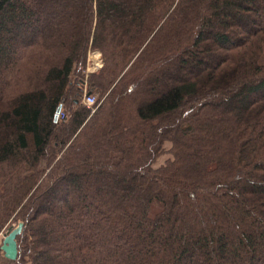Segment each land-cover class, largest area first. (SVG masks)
<instances>
[{
    "label": "trees",
    "instance_id": "obj_1",
    "mask_svg": "<svg viewBox=\"0 0 264 264\" xmlns=\"http://www.w3.org/2000/svg\"><path fill=\"white\" fill-rule=\"evenodd\" d=\"M54 2L0 0V232L28 220L15 264H100L92 240L47 246L43 203L56 196L60 216L94 211L99 230L115 228L127 253L105 264H264V0ZM54 4L63 19L46 24ZM26 30L6 62L15 48L2 42ZM90 47L105 64L90 77L103 96L92 116L72 89ZM61 105L72 119L55 121ZM166 142L173 159L154 169ZM104 178L139 195L124 219Z\"/></svg>",
    "mask_w": 264,
    "mask_h": 264
},
{
    "label": "rangeland",
    "instance_id": "obj_2",
    "mask_svg": "<svg viewBox=\"0 0 264 264\" xmlns=\"http://www.w3.org/2000/svg\"><path fill=\"white\" fill-rule=\"evenodd\" d=\"M54 3H58L54 2ZM58 4H54V7H50L48 8V10L46 11L45 15L47 14V17L45 19V23L46 24H54V23H60L62 21V8L60 9V6H56ZM32 31V30H31ZM30 33L28 30L24 31H20V32H14L12 35V39L8 40V42L3 41L2 42V46L7 47V44L10 43L11 45L14 46L15 50L14 52L11 53V58L7 57L6 59H4L6 62L10 59L15 60L16 57H18L21 52V48H22V44L23 42H25L27 39H29ZM13 48V49H14ZM208 58H206V60H208V62H213L216 60V56L213 54L212 56H207ZM3 59L1 60L4 61ZM9 60V62H10ZM101 61V62H100ZM13 62V61H12ZM104 57L103 54L100 50L98 49H93L92 47H90V50L88 51L87 54V58L84 64L79 65L73 75L72 81H73V85H72V89H74L76 92H74V94L76 93V96L78 97V100L80 101V104L89 109V107L85 104V95L86 93H92L97 101L99 102L103 100V96L101 94V92L98 91H94L91 89L90 86V77L91 75L97 74L98 72H100V70H102L104 68ZM194 67H196V64L193 60L190 61V64L188 66H186L184 68V73L180 72L178 69H172L170 75H168L167 79H164L165 82H170L171 80H176L177 78H179L180 76H183L185 74H189L190 72H192L194 70ZM177 68V67H176ZM74 94H72L70 97H74ZM98 104V103H97ZM63 110L65 111V113L68 115L69 119H72V111L71 108L69 106L63 105ZM90 110V109H89ZM91 111V110H90ZM91 113V116L94 115ZM172 143L171 142H166L163 148L162 153L159 155V157L156 159L155 163L153 164V168L154 169H159L162 168L163 166H165L168 161L173 159V154H172ZM45 163H43L42 165V169H45ZM4 174L9 173V171L7 169L3 170ZM2 174V169H0V175ZM105 180V187H103L104 190H111L114 188L116 197H123L126 199L125 203H118L115 202L114 200V212L115 215L120 218V219H124L126 217V215L128 216V214L130 213L131 208L134 209L133 204H135V201H137V199H139V195L135 192L132 193V191L130 192L129 189V184L126 183H122V182H114V180H109L107 178H104ZM110 191H107V194L109 195ZM89 191H82L79 192L77 195L78 198V202L80 204H84L89 205L91 202L92 196H90ZM93 195L96 197V193H93ZM100 195V196H99ZM98 196L102 199H106V201L109 202V198L103 193L98 194ZM88 198V199H87ZM86 199V200H85ZM55 201H57V196L54 197L52 200H48V201H44L43 206L46 207L47 211H50L53 215L54 218L49 221L47 224H44V227L42 228V233L45 235H48L50 238L47 242V246L49 248H58L60 245L66 244V242L68 240H70L71 238H74L76 240V242L78 244H82L83 242H88V240H92L93 242H95L96 244H98V256H100V253L102 256H100V264H105L106 263V258L109 257L112 261H116L117 259H121L123 258V256H125V254L127 253L126 251H121L120 255L116 253V249H114V245H118L119 242L115 241L113 238V231L115 230V228L112 227H107V226H103L102 228H100V230L96 227L97 222L99 221V216L96 215V213H94V211L92 212V215H90V217H84L82 216V218L80 220L78 219H73L75 218V216L72 218V216H70L68 214V212H66L65 210V214L60 216L59 215V209H55ZM134 201V202H133ZM238 214L234 213V218H236ZM132 219V218H131ZM132 221V220H130ZM23 223L24 224V228L23 231L26 229L27 225H28V220L26 219H18L16 221H11L6 228H4L1 232H0V264H15V261H10L7 258H5V255L2 251V245L4 242L5 237L14 229H17L19 227V225ZM68 226H72L74 228V231H67V227ZM206 228V227H205ZM53 229H59L61 232L59 235H52L51 234V230ZM240 228L237 229L236 233L238 234L240 232ZM116 232V231H115ZM51 234V235H50ZM89 236V237H88ZM264 245V242H263ZM100 252V253H99ZM115 253L117 256L115 258L112 257V253ZM261 255L263 254L262 252H259ZM228 254V253H227ZM105 255V256H104ZM111 261V262H112ZM197 258L192 261L189 260L188 258H185L182 261V264H197L196 263ZM27 264H32L30 261H28ZM113 264V262H112Z\"/></svg>",
    "mask_w": 264,
    "mask_h": 264
},
{
    "label": "water",
    "instance_id": "obj_3",
    "mask_svg": "<svg viewBox=\"0 0 264 264\" xmlns=\"http://www.w3.org/2000/svg\"><path fill=\"white\" fill-rule=\"evenodd\" d=\"M63 110V106L61 105L56 113L55 121H59V115ZM24 224L21 223L17 229L12 230L4 239L2 245V251L5 257L10 261H16L19 256V246L17 242V237L23 232Z\"/></svg>",
    "mask_w": 264,
    "mask_h": 264
},
{
    "label": "built area",
    "instance_id": "obj_4",
    "mask_svg": "<svg viewBox=\"0 0 264 264\" xmlns=\"http://www.w3.org/2000/svg\"><path fill=\"white\" fill-rule=\"evenodd\" d=\"M101 62V61H100ZM97 99L92 93H86L85 95V104L89 107L91 110L92 114H94L97 110ZM66 120L67 119V114L65 112H61L59 115V119Z\"/></svg>",
    "mask_w": 264,
    "mask_h": 264
},
{
    "label": "crops",
    "instance_id": "obj_5",
    "mask_svg": "<svg viewBox=\"0 0 264 264\" xmlns=\"http://www.w3.org/2000/svg\"><path fill=\"white\" fill-rule=\"evenodd\" d=\"M6 258V257H5Z\"/></svg>",
    "mask_w": 264,
    "mask_h": 264
}]
</instances>
